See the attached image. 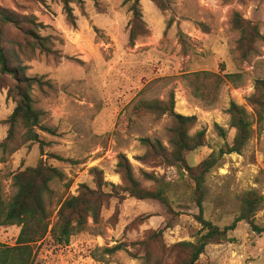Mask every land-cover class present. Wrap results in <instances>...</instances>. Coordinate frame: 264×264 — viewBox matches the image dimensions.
<instances>
[{"label":"rangeland","instance_id":"1","mask_svg":"<svg viewBox=\"0 0 264 264\" xmlns=\"http://www.w3.org/2000/svg\"><path fill=\"white\" fill-rule=\"evenodd\" d=\"M123 3H71L72 24L62 0H0V8L17 18L16 26L4 29L3 48L20 74L41 81L33 84L30 96L34 108L43 113L42 125L56 132V136L39 133L45 143L42 159L62 174L50 183L51 221L81 185L94 187L90 169L101 171L104 181L120 185L116 173L120 154L131 163L141 187L153 186L144 173L169 184L167 196L174 211L170 216L155 201L112 199L101 213L103 237L84 233L63 247L47 237L36 246L33 264H173L174 245L199 236L193 184L187 174L137 160L145 152L138 140L157 139L166 146L171 123L167 117H130L126 109L135 100L167 101L173 95L175 112L195 118L190 134L204 131V146L187 154L186 160L196 166L211 153L217 159L206 175L205 219L223 228L238 215L244 192L252 190L264 197V123L253 125V136L240 154H222L231 138L222 139L217 132L218 127L228 132L231 102L253 114L247 99L254 80H264V0H165L164 10L152 0H140L148 33L134 46L128 42V12ZM234 12L254 22L263 37L255 53L245 59L231 25ZM199 71L240 74L242 86L226 82L217 104L204 107L181 80L183 74ZM14 85L10 76L0 75V143L8 130L2 122L15 107L7 96ZM24 133L18 124L10 145L17 150L0 164L7 198L14 194L12 174L36 166L41 158L38 144L26 143ZM255 223L264 227V205ZM18 233V227H0V243L14 245ZM229 237L230 242L207 246L199 264H264V235L254 234L241 222ZM133 243L143 244L135 249ZM118 244L126 249L103 256L102 262L91 258L95 249Z\"/></svg>","mask_w":264,"mask_h":264},{"label":"trees","instance_id":"2","mask_svg":"<svg viewBox=\"0 0 264 264\" xmlns=\"http://www.w3.org/2000/svg\"><path fill=\"white\" fill-rule=\"evenodd\" d=\"M95 1V0H93ZM160 9L164 10L165 0H152ZM71 3L82 5L83 0H62L63 11L67 20L73 24L74 17ZM128 12L127 28L128 42L134 46L137 40L147 36V28L143 21L140 0H124L123 3ZM232 28L238 33L237 47L242 58L255 53V45L262 41L263 37L258 26L239 13L231 16ZM17 18L0 8V75L10 76L15 85L8 90L7 96L11 98L15 107L11 115L2 124L6 125L7 135L0 143V164L6 161L5 155L14 153L17 148L10 147L15 137V129L18 124L24 129L26 143L38 144L40 156L34 167H27L22 171L12 174L11 187L14 194L6 197L3 181L0 177V227H18L19 233L14 245L9 246L0 243V264H33L36 246L47 237L56 246L63 247L70 243L73 237L84 233L92 236L103 237L105 235L102 210L107 207L112 199L119 201L132 198L137 201H155L161 204L172 216L174 211L168 199L169 184L153 174L144 173L146 180L152 182L151 188H143L134 177L133 167L123 154L118 156L116 173L121 184L114 185L104 181L102 172L96 168L90 169L93 179V188L81 185L77 194L67 197L60 205L55 220L51 221V211L47 201L53 192L50 183L55 179H61L62 174L54 167L47 165L42 159L44 141L39 133L56 136L54 129L42 125L43 113L33 106L30 96L33 84L41 85L36 78H27L13 64L3 48V32L8 26H16ZM169 27V24L167 25ZM44 46V45H42ZM240 74L212 73L199 71L186 73L181 76L189 95L204 107L211 108L219 101L221 91L226 82L235 88L242 86ZM150 87L147 85L142 94ZM247 103L253 110L250 115L246 110L231 102L227 113L229 115L228 132L217 128L219 137L231 138V144L225 145L222 154H240L253 136V125L260 126L264 123V80L256 79L253 83V93L247 99ZM174 97L171 95L167 101L160 100H135L127 109L130 117L140 119L154 117L157 119L167 117L170 127L167 130L166 146L157 139L141 138L140 146L145 150L137 160L153 166L175 167L179 173L185 172L193 184V201L196 204L198 214L196 222L200 226V234L193 242H180L174 245L176 259L173 264H199L200 257L207 246L230 242L229 234L235 231L237 224L244 222L250 230L260 236L264 235V227L255 223V215L264 205V197L256 191H246L240 198V209L233 221L223 228L214 225L204 218L203 203L206 196V175L216 165L217 159L211 153L206 159L196 166H189L186 155L194 153L204 146V131L190 134L194 126L195 118L179 115L174 110ZM142 217L141 220H146ZM155 234V233H153ZM160 234V233H159ZM157 235V234H155ZM161 237V236H160ZM143 243H133L130 246H142ZM126 249V245L118 244L113 247L95 249L91 252V258L97 262L103 261V256H112Z\"/></svg>","mask_w":264,"mask_h":264}]
</instances>
